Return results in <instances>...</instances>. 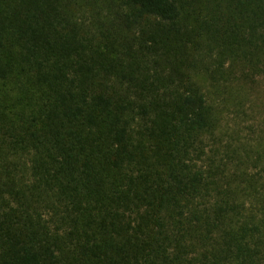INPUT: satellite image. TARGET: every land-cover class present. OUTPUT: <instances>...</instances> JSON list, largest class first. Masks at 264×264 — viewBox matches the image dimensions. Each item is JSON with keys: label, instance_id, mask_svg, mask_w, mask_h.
Segmentation results:
<instances>
[{"label": "trees", "instance_id": "1", "mask_svg": "<svg viewBox=\"0 0 264 264\" xmlns=\"http://www.w3.org/2000/svg\"><path fill=\"white\" fill-rule=\"evenodd\" d=\"M255 102L264 0H0V264H264Z\"/></svg>", "mask_w": 264, "mask_h": 264}, {"label": "rangeland", "instance_id": "2", "mask_svg": "<svg viewBox=\"0 0 264 264\" xmlns=\"http://www.w3.org/2000/svg\"><path fill=\"white\" fill-rule=\"evenodd\" d=\"M248 105L252 106V103H249ZM246 107H245V110L249 111L248 109H246ZM224 119H225L224 123L226 122L230 126L233 125L234 120L236 119L238 120V118L234 116V114L232 113H228V115H226V118ZM242 119H245V118H242ZM252 124L255 125L256 135H257V132L260 131L261 129L264 132V106L260 105L257 102H255V104L253 105V109H251V113H250V116L248 117V120H246L245 123L242 124L245 135H247L251 141L256 139L255 134H252V132L248 128V126H251Z\"/></svg>", "mask_w": 264, "mask_h": 264}]
</instances>
